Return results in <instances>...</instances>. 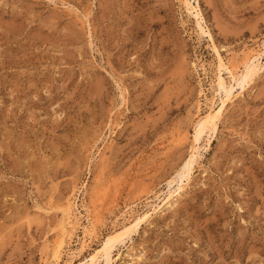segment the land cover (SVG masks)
<instances>
[{"label":"rangeland","instance_id":"374dc122","mask_svg":"<svg viewBox=\"0 0 264 264\" xmlns=\"http://www.w3.org/2000/svg\"><path fill=\"white\" fill-rule=\"evenodd\" d=\"M182 1L0 0V264H264V0Z\"/></svg>","mask_w":264,"mask_h":264},{"label":"bare ground","instance_id":"6f19581e","mask_svg":"<svg viewBox=\"0 0 264 264\" xmlns=\"http://www.w3.org/2000/svg\"><path fill=\"white\" fill-rule=\"evenodd\" d=\"M182 2H184L186 4V6L188 5L192 9H194L191 6L189 0H183ZM215 53H216V51H215ZM216 57H217V61H218V65H217L218 75H217V80H216L217 85H218V90L221 94H223V96L225 98H228V96L231 94L232 87H231V85L226 84V81H225V78L223 77V75H226V78L229 79V82H233L236 86H238L241 84L240 81H241V76H242L239 73V70H240V68H244L246 74H244L243 79L246 83H249L252 80V78L261 70L262 59L264 58V49L260 48L258 50H251L250 52H248L244 55V58L242 59V61L239 64L235 63L234 57H232L231 60L229 59V61L220 57L217 53H216ZM222 102L224 103L223 99H222ZM221 111H222V108H218L217 111L210 112L206 116L200 118L197 121V124L195 125L194 139L191 143L190 155H189L188 159L184 162L183 167H182V179L184 181H189L192 170H193V165L196 163V161L198 159V155H199L200 150H201V145H200L201 138L203 137L205 132L208 131V129L211 131L216 130L217 123H218L219 117L221 115ZM180 191H182V190H180ZM175 193H176V191L174 192V194ZM174 194H173V196H174ZM170 200H171V197L169 199H167L162 204L161 207H167L168 205H170L169 204ZM154 212H155V210H154ZM129 213H125L123 215L124 220H125V217L127 215H129ZM147 218H148L147 215H144V217L134 218L131 222L128 223L127 226L122 227L121 230L111 233V235L106 237V239L102 243L101 247L98 250H96L92 255H90V259L87 262H85L84 264H97L103 255H105L104 257L107 258V260H108L107 262H108V264H110L111 260H112L111 255L115 251L116 247L121 242H124L125 237L131 236L132 234L136 233L139 226L142 223H144V221ZM69 219H71V217ZM61 227H62V224H61ZM61 229H63V228H61ZM88 232H89V230H88ZM68 236L70 237V235H68ZM61 253H63V252H61ZM59 255H60V253L58 250V254H57V256H55V257H57V259L55 260L56 264H57L58 258L61 257V256L59 257ZM58 263H59V261H58Z\"/></svg>","mask_w":264,"mask_h":264}]
</instances>
